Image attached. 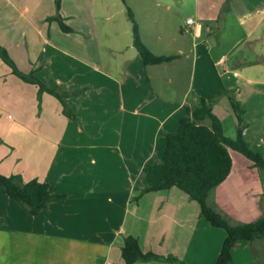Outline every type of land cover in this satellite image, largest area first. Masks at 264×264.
<instances>
[{
  "label": "crops",
  "instance_id": "1",
  "mask_svg": "<svg viewBox=\"0 0 264 264\" xmlns=\"http://www.w3.org/2000/svg\"><path fill=\"white\" fill-rule=\"evenodd\" d=\"M105 14L106 19L113 17ZM47 21L55 23L50 18ZM185 21L180 32L190 34L195 49L209 32L210 20L193 21L190 26ZM56 25L57 39H43L42 47L49 55L41 53L38 58L49 64H40L29 75L69 94L66 111L72 113L70 117L54 96L39 94L37 85L14 75L0 59V174L19 177L22 183H47L54 195L63 196L50 202L39 216H31L0 189V264H121V246L127 236L137 239L143 253L158 256L134 264H177L173 261L176 249L182 252L179 259L183 262L178 264H214L224 232L204 224L198 205L177 189L141 195L146 185L142 168L153 162L156 152L159 162L165 134L178 129L186 108L200 98L212 103L225 135L228 130L235 131V119L224 95L227 90L223 89V99L228 105L220 100L219 87L197 86L188 94L181 78L182 96L171 98L158 92V87L178 82V76L168 74L163 64L144 68L136 54L131 59L136 61L133 66L131 62L121 66L117 61L120 46L72 39L75 28L64 33ZM140 38L150 49L143 35ZM153 41L161 44L163 38L157 35ZM152 53L175 55L176 60L165 64L173 67L187 58L183 47L176 53ZM63 58L66 66L58 71L54 63ZM226 60L222 53L211 63L220 66ZM41 72H48L47 76L42 77ZM216 100L230 111L228 117L216 111ZM237 102L242 109V100ZM255 145L264 147V138L257 137ZM258 152L264 155V151ZM229 153L232 170L210 192L207 204L231 224L254 222L264 215V170L233 151ZM185 235L187 241L180 242ZM152 244L160 247L153 249ZM168 244L175 248L168 251ZM262 262L264 239L240 242L232 250V264Z\"/></svg>",
  "mask_w": 264,
  "mask_h": 264
},
{
  "label": "rangeland",
  "instance_id": "2",
  "mask_svg": "<svg viewBox=\"0 0 264 264\" xmlns=\"http://www.w3.org/2000/svg\"><path fill=\"white\" fill-rule=\"evenodd\" d=\"M25 8L29 10L28 13H25ZM127 9L132 12L138 30L140 27L139 34L143 35L151 52L176 53L178 47L186 50L187 58L174 67L163 64L168 74H177L178 82L158 87V92L178 98L186 87L189 94L197 86L205 89L215 86L220 89V100L228 105L223 99V89L231 91L234 99L242 100L245 139L253 149L263 153L264 147L255 143L257 137L264 138V0H0V45L15 67L29 75L40 64L41 67H44V63L49 64L42 57L38 60L41 53L49 55L45 53L47 48L42 47L43 39H57L55 35L59 29L57 22L50 23L47 19L61 17L66 26L77 30L70 35L72 39H95L105 41V44L113 42L116 48L120 46L117 61L122 66L130 63L137 54L135 49H131L134 48L132 25ZM105 13L113 14V17L106 19ZM187 17L195 23L210 20L209 32L203 35L195 49L190 34L180 32L181 28H185L183 24ZM157 35L163 38L161 44L153 41ZM105 49L106 46H102V51ZM222 53L227 57L224 65L213 66L211 61L215 63ZM106 56L111 57L110 54ZM135 62H131L132 66ZM67 63L70 62L67 60ZM54 64L59 71L62 65L66 66V60L63 58L60 63ZM47 73L41 72V76L45 77ZM181 78L185 88L182 81L179 83ZM220 100L214 102V107L218 113L222 112L224 117H228L230 111L224 108ZM224 123L228 126L226 119ZM234 133V130H228L226 136L231 137L229 134ZM159 138L162 139V136ZM156 157L157 152L153 162H156ZM262 179L264 181V175ZM185 241L186 235L180 242ZM167 243L170 242L167 240ZM154 245L157 244L151 245L153 249L160 247ZM169 245L165 246L172 251L175 246ZM174 254L173 261L182 263L183 260L179 259L182 252L176 249Z\"/></svg>",
  "mask_w": 264,
  "mask_h": 264
},
{
  "label": "trees",
  "instance_id": "3",
  "mask_svg": "<svg viewBox=\"0 0 264 264\" xmlns=\"http://www.w3.org/2000/svg\"><path fill=\"white\" fill-rule=\"evenodd\" d=\"M127 14L132 25V45L144 68L176 60L175 55L158 56L150 52L141 41L138 26L130 9H127ZM50 20L57 22L62 32H71L70 27L64 24L61 17ZM0 59L14 75L27 83L37 85L39 94L45 92L54 96L62 105L63 113L67 117L72 115L70 111H66V99L69 94L57 91L54 86L47 87L35 80L32 75L20 73L2 47H0ZM79 93L81 92L75 94ZM224 95L229 101L236 123L233 137L224 134L220 120L213 113L212 103L200 98L194 106L186 108L184 116L179 120L178 129L165 134V147L161 160L147 163L142 168L146 185L141 195L177 189L198 205L200 217L210 227L224 232L225 238L214 264H232V250L238 243H251L264 239V215L251 223L231 224L223 214L207 204L210 192L224 182L232 170L229 151L241 155L253 167L264 170V155L253 150L245 139L243 110L240 104L228 91H224ZM0 189L9 199L23 206L31 216H39L50 202L63 198L54 195L47 183L36 180L22 183L19 177H6L1 174ZM155 259H158V256L141 251L134 237L123 238L121 264L149 262Z\"/></svg>",
  "mask_w": 264,
  "mask_h": 264
},
{
  "label": "built area",
  "instance_id": "4",
  "mask_svg": "<svg viewBox=\"0 0 264 264\" xmlns=\"http://www.w3.org/2000/svg\"><path fill=\"white\" fill-rule=\"evenodd\" d=\"M185 23H186V25H191V24H193V20H191L190 18L189 19H187L186 21H185Z\"/></svg>",
  "mask_w": 264,
  "mask_h": 264
}]
</instances>
